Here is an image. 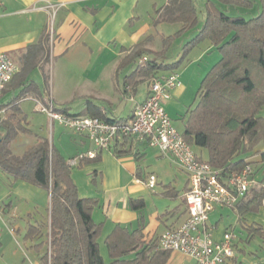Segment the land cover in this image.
<instances>
[{
	"label": "crops",
	"instance_id": "1",
	"mask_svg": "<svg viewBox=\"0 0 264 264\" xmlns=\"http://www.w3.org/2000/svg\"><path fill=\"white\" fill-rule=\"evenodd\" d=\"M161 1L0 0V52L7 53L18 67V73L14 81L8 85L4 93H10L11 99L8 104H3L0 100V107L8 109V114H10L12 107L16 106L25 118L23 120L24 124L28 125V113L23 107H26V104L30 101L35 102V112L41 113V108L47 106L49 101L52 100L53 107L56 110L67 109L66 113L69 115L82 116L89 103L92 102L98 105V97L101 102L104 101L98 106L101 107L106 118L118 122L131 119L136 106L146 102L151 80L138 85L133 82L132 85L126 86L125 77L132 75L136 67L131 65L119 71L118 64L139 44L145 45L147 49L155 50L152 48L155 36L149 33L157 28L152 25L153 20L156 18L155 9L167 3V0H164V3L159 6L162 3ZM145 2H148L152 13L149 14L148 20L143 21L141 6ZM51 23H53L52 30L49 29ZM43 33H50L51 35L50 63L44 69L39 66L36 68L30 67L31 70L28 68L29 64H27V60L23 55L30 45L40 41ZM205 44L202 48V54L199 56L200 59L204 57L202 55L217 50L210 42H205ZM39 59H41V56ZM191 61H187L189 66L194 60ZM106 67H115L117 83L113 85V90L109 89L105 95L101 92L102 88L98 87L97 78ZM25 68L30 69L26 77L23 76L22 72ZM177 71L181 76V71ZM36 72L39 76L44 75L43 83L36 77H32ZM122 72L125 75L122 77V82H120L119 74ZM172 72H162L160 75H169ZM50 73H53L61 86L62 92L57 97L51 94L49 89ZM45 74L49 75L48 82L45 81ZM30 84H33V86H30ZM142 84H147L143 94L138 90ZM94 91L97 93L94 94ZM186 94L187 88H185L182 81V86L172 93V99L165 104L167 115L171 117L170 114L178 110ZM86 98L94 100H87L83 104V108L81 107L80 112H75L70 106L76 99ZM262 112H264V109ZM171 119L175 123L173 118ZM183 119L185 129L186 114ZM52 125V129H54L55 122ZM26 129L29 130V128ZM66 130L69 137L61 136V139L65 138L63 145L65 147L71 145V149L76 147L77 150L71 154L70 152H64L65 148L63 150L52 145L59 150L64 156L63 158L70 161L75 159L76 156L82 155L85 159H88L89 157L86 156L92 152L96 153L98 157L95 161H88L81 166L79 160L78 164L72 167L79 169L85 167L88 171H91L93 176L91 183L100 189L98 196L89 198H95L99 202L94 210L93 219L97 224L103 225L100 241L104 245L109 233L117 226L128 230L129 233L140 231L146 244H152L155 241L159 244V238L165 231L179 228L186 221L188 213L185 205V193L189 188V179L173 159L161 154L158 149L151 148L159 152V157L163 161L162 165L159 166L158 173L152 172L146 175L143 168H141V162L146 157L145 154H147L150 147L143 144L137 145L134 147L133 154L119 157L109 150L98 151L95 145L85 136L73 132L71 134L68 129ZM22 136L23 134H19L17 139L22 138ZM40 140L33 146L24 145L21 139L14 142L19 149L24 148V154L29 148L37 145ZM13 149L11 148L12 153ZM257 151L258 154H249L240 157V159L246 158L247 161L252 163L255 185L262 186L264 189V144L260 145ZM136 153L140 156V159H137ZM194 153L202 160H208L206 150L197 148L194 149ZM16 156L18 155L16 154ZM173 164L175 169H173ZM150 174L157 176L158 183L155 189H150L146 184ZM72 177L74 184L78 185L75 183L73 170ZM159 186L160 189L156 190ZM132 199L143 200L145 202L144 208L137 211L133 210L130 207ZM262 202L263 205L254 214L248 213L240 216L239 211L233 208L238 220L237 223L229 226L223 222L213 223L211 221L212 214L220 207H216L208 216L209 225L214 228L213 238L216 242L222 241L228 231L235 234L236 254H234L233 264H264V238L256 232L257 229H263L264 231V200ZM49 219L50 217L48 219L44 218L42 221H36L35 223L45 224L49 222ZM30 221L23 228L25 234L31 225L30 223H32ZM15 227V233L17 231L22 232V226L17 225ZM28 242L30 245L32 244V247L34 243ZM30 250L35 254L32 256L35 262L38 263L39 254L32 248ZM102 255L104 254L102 253ZM106 257H108V260L110 259L107 248ZM167 257L166 264H194L190 257L181 252H170ZM133 258H135V254L125 259L132 260ZM105 264H107L106 261ZM108 264H110V260Z\"/></svg>",
	"mask_w": 264,
	"mask_h": 264
},
{
	"label": "trees",
	"instance_id": "2",
	"mask_svg": "<svg viewBox=\"0 0 264 264\" xmlns=\"http://www.w3.org/2000/svg\"><path fill=\"white\" fill-rule=\"evenodd\" d=\"M255 3L258 12L250 19L230 14V9L236 12L251 10ZM197 9V0H167L164 6L155 9L154 27L163 23L180 24L181 29L164 38L163 48L159 51L137 45L121 59L119 71L131 65L136 67L132 75L125 77V85L130 86L133 82L138 85L162 76V72L180 70L201 43L210 42L217 48L221 59L205 74L197 92L196 105L185 113L182 134L193 150H206L208 160L197 155L200 160L227 175L252 165L240 157L258 154L257 149L264 144V117L261 116L264 109V0H206L204 25L183 49L182 57L168 63L173 42L199 26ZM50 41V33H43L40 41L27 48L23 56L28 68L40 66L44 69L50 63ZM30 69H23V76L26 77ZM45 76V81L49 80V75ZM12 108L0 124V171L19 182L47 191L50 197L49 222L30 225L24 236L27 241L37 242L32 249L40 256L38 263L105 264L100 247L103 225L93 219L98 200L78 196V187L72 177L73 167L48 139H41L22 156L12 153L10 146L19 134L30 133L23 126L25 118L20 109ZM61 111L66 113L68 110ZM82 116L118 122L106 118L101 107L92 102ZM109 151L119 157L133 154V141L118 139ZM135 155L140 159L137 153ZM96 158L83 157L80 166ZM263 200V187L254 185L234 208L240 216L254 214L263 205ZM130 205L137 211L144 208L145 202L132 199ZM256 232L264 238L263 229ZM156 244V241L146 244L140 231L129 233L120 226L105 239L110 264H166L170 252L159 249ZM132 254L135 258L125 259Z\"/></svg>",
	"mask_w": 264,
	"mask_h": 264
},
{
	"label": "built area",
	"instance_id": "3",
	"mask_svg": "<svg viewBox=\"0 0 264 264\" xmlns=\"http://www.w3.org/2000/svg\"><path fill=\"white\" fill-rule=\"evenodd\" d=\"M17 68L7 53L0 52V100L17 75ZM181 86L178 71L153 79L146 102L137 105L133 117L123 122L72 116L56 110L52 100L41 111L52 122H58L74 134L85 136L98 151L109 150L118 139L128 138L133 141V147L143 144L172 157L189 179V188L185 193L188 217L179 228L167 230L160 236L159 249L181 252L190 257L194 264H233L235 234L228 231L222 241L216 242L208 216L216 207L234 208L245 198L255 185L254 169L248 165L241 171L226 175L198 158L183 134L173 127L165 108L167 101L172 99V93ZM8 113V109L0 107V124ZM95 156L96 153L92 152L86 157L94 159ZM82 158L72 159L69 164L76 166ZM146 181L150 189L156 188L158 180L155 174H150Z\"/></svg>",
	"mask_w": 264,
	"mask_h": 264
},
{
	"label": "rangeland",
	"instance_id": "4",
	"mask_svg": "<svg viewBox=\"0 0 264 264\" xmlns=\"http://www.w3.org/2000/svg\"><path fill=\"white\" fill-rule=\"evenodd\" d=\"M159 6L164 3V0L161 1ZM205 2L206 0H197V10L199 11V26L191 30L182 37L177 38L170 47L168 52V63H172L178 61L184 52V48L188 45V43L193 40L196 35L199 33V30L204 25L205 21ZM257 3L251 10H240L236 12L235 9H230L231 16H238L239 14L244 16L246 19L252 18V16L257 15ZM141 13H143V21L149 19V14H151L152 9L149 7L148 2L141 6ZM180 24H160L157 28H154L149 34L154 35L155 42L152 46L153 49L160 50L163 48V40L169 36L174 35L181 29ZM53 28V23L50 25V30ZM147 34V36H149ZM205 42L201 43L198 47L190 53L189 61L194 60L190 66L188 63H185L181 68V76L183 85L187 88V94L185 99H183L182 105L178 108V110L173 111L170 115V118H173L174 128H177L179 132H184V119L185 113L196 105V97L199 87L201 85L202 80L209 72L211 67H213L218 60L221 59V54L219 51L214 50L212 52H208L205 55H202L200 59L202 48L205 46ZM199 57V58H198ZM210 66V67H209ZM40 73V72H39ZM51 74L50 78V92L55 97H57L62 91L60 83L56 80L57 78ZM124 73L119 74V81L122 82L124 77ZM32 77H36L40 82L43 83L44 75L36 72L32 75ZM98 87L102 88L103 94H107L109 89H112L113 85L117 83L116 81V69L111 67L104 68L103 72L98 75ZM110 87V88H109ZM145 88H147V84L140 85V93L145 92ZM113 90V89H112ZM110 90V91H112ZM97 92L94 91V94ZM98 96V95H94ZM104 98V97H103ZM11 99L10 93H6L3 95L1 102L3 104H8ZM87 100H94L90 98L86 99H76L73 103L70 104L75 112H80L83 108V104L87 102ZM95 102V101H94ZM98 105H100L101 99L97 97ZM35 102H28L26 107H23L25 111L28 113L27 121L28 125L23 123L24 128H29L30 133L23 134L22 138H16L17 140L23 141V144L26 146H33L39 139L46 138L50 141V143L58 148H62L65 150L64 152H70L71 154L75 153L77 148L71 149L72 146L65 147L63 144V139L61 136L69 137L68 131L61 127L58 122H55L54 129H52V120L51 118L44 112H35L34 111ZM82 107V108H81ZM261 116L264 117V112H262ZM66 130V131H65ZM71 133V132H69ZM72 134V133H71ZM74 135V134H73ZM76 136V135H75ZM14 140L15 142L17 140ZM79 139V138H78ZM88 141V140H87ZM15 142L12 143L11 148L13 149V153L16 155L23 154V149H19L16 147ZM65 148V149H64ZM22 150V151H21ZM159 152L157 150L149 148L147 151L146 157L141 162V168H143L144 173L156 172L160 169L159 166L162 165V158L159 157ZM82 156V155H81ZM76 156V157H81ZM75 157V158H76ZM170 157V156H169ZM173 159L172 157H170ZM174 161V159H173ZM173 169L175 166L173 164ZM254 169V168H253ZM73 174L75 178V183H77V187L79 186V195L80 198H89L98 196V191L100 189L98 186L93 185L92 179L93 176L91 171H88L85 167L84 169H79L77 167L73 168ZM31 189H34L33 191ZM160 186L156 189L159 190ZM50 197L49 193L39 187L29 185L23 181H18L13 178V176L6 175L0 171V264H39L35 262V259L32 255H35L30 249L32 248L30 243L25 239V232L23 228L27 226L26 223L28 221L32 222L31 225H36V221H42L44 218L48 219L50 217ZM236 212L233 208L220 207L212 214L211 221L213 223L223 222L225 225L229 226L230 224L237 223ZM31 216V217H30ZM45 221V220H44ZM16 223V224H15ZM47 224V223H45ZM17 225L22 226V232L20 233L15 230ZM14 231V232H12ZM46 231V230H45ZM44 231V232H45ZM37 243V242H35ZM34 243V244H35ZM101 243V251L105 256L104 260L108 264V257H106V247Z\"/></svg>",
	"mask_w": 264,
	"mask_h": 264
}]
</instances>
